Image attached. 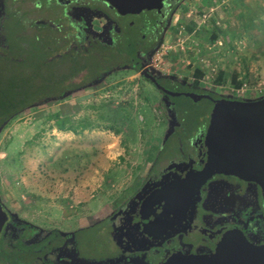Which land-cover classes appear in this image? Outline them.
I'll list each match as a JSON object with an SVG mask.
<instances>
[{
	"label": "rangeland",
	"instance_id": "1",
	"mask_svg": "<svg viewBox=\"0 0 264 264\" xmlns=\"http://www.w3.org/2000/svg\"><path fill=\"white\" fill-rule=\"evenodd\" d=\"M230 3H177L152 55L151 70L171 76L184 90L182 94L166 97L139 73L122 69L100 85L13 118L0 134V186L10 204L28 212L27 217L48 238L58 236V231L82 229L76 234L81 256L95 260L109 256L106 248L110 250L111 243L104 235L107 222L102 219L135 191L168 137L173 117L178 126L167 142L165 158L176 156L175 146L184 141V133L193 135L208 124L213 101H194L184 93L199 90L218 98L255 100L249 90L234 95L229 84L233 68L242 69L246 54L264 59V22L250 9L242 12ZM150 19L159 17L143 12L132 32L119 37L117 46L110 43L119 59L133 53V41L137 51L143 35H150V29L144 28ZM126 61L129 58L121 63ZM103 68H110L107 60ZM195 69L203 70L205 76L196 78ZM218 72L225 75L220 82L214 80ZM56 113L72 130L57 128L52 119Z\"/></svg>",
	"mask_w": 264,
	"mask_h": 264
},
{
	"label": "flooded vegetation",
	"instance_id": "2",
	"mask_svg": "<svg viewBox=\"0 0 264 264\" xmlns=\"http://www.w3.org/2000/svg\"><path fill=\"white\" fill-rule=\"evenodd\" d=\"M180 1L163 0L160 13L147 11L159 17L144 24L150 35H143L137 51L133 41V53L119 59L110 43L117 46L119 37L132 32L136 19L146 11L122 16L100 0H0V134L29 108L100 85L122 69L139 73L166 97L170 96L166 91L180 93L168 88L179 86L171 76L151 70L152 55ZM104 60L110 68L101 69ZM206 128L193 135L184 133L174 158L163 156L174 131L163 140L135 191L102 219L111 243L104 259L83 257L77 251L76 234L82 229L58 231V236L48 238L28 212L10 204L0 186V264H165L175 253H213L228 233L241 234L264 249V197L252 181L216 173L199 188L176 192L169 196L172 202L163 204L161 187L166 190L167 184L183 180L185 173L202 170Z\"/></svg>",
	"mask_w": 264,
	"mask_h": 264
},
{
	"label": "water",
	"instance_id": "3",
	"mask_svg": "<svg viewBox=\"0 0 264 264\" xmlns=\"http://www.w3.org/2000/svg\"><path fill=\"white\" fill-rule=\"evenodd\" d=\"M100 1L122 16H135L142 11L151 10L160 13L163 7V0ZM141 73L147 76L145 70ZM166 94L176 96L180 93L166 91ZM184 95L194 101L201 98L213 101L203 139L206 160L201 171L185 173L183 180L167 184L166 190L161 187L165 191L162 195L163 204L172 202L173 199L169 196L176 192L199 188L216 173L252 181L261 188L264 197V96L255 100H214L206 94ZM176 126L178 124L173 117L169 134ZM146 204L150 205L149 202ZM149 237L156 238L151 234ZM161 237L164 239L168 236ZM165 264H264V249L250 244L241 234L228 233L224 236L222 246L213 253H175Z\"/></svg>",
	"mask_w": 264,
	"mask_h": 264
},
{
	"label": "crops",
	"instance_id": "4",
	"mask_svg": "<svg viewBox=\"0 0 264 264\" xmlns=\"http://www.w3.org/2000/svg\"><path fill=\"white\" fill-rule=\"evenodd\" d=\"M227 2H231L230 4L235 5V8H240L242 12H243V10L245 11V9H250V13H254V12L257 13L258 16H256V17H258V19L262 23L264 22V20H263L264 19V0H227ZM252 15H254V14H252ZM254 18H255V16H254ZM221 19H222V17H221ZM226 19H228V18H226ZM250 43H252V42L249 41L247 44H250ZM242 65H244L245 67L242 66V69L239 71H237L235 67L233 68V71L231 72V81H230L231 83L229 82L230 88H239L240 87V85L238 87H235L233 85V83H232L233 76L237 77L236 81L240 84L242 83L243 80H245L249 84L253 85L255 83L254 78H256V77L264 81V59L263 60L252 59L250 54H246V58L244 57V60L242 61ZM201 71L203 72V70H201ZM260 73L262 76L260 75ZM217 75L214 77V80L215 79L217 80ZM204 76L205 75H203V77ZM224 77H225V75H223V78ZM223 78H222V80H223ZM250 92L255 93L254 99H257V98L264 96L255 90H251Z\"/></svg>",
	"mask_w": 264,
	"mask_h": 264
},
{
	"label": "trees",
	"instance_id": "5",
	"mask_svg": "<svg viewBox=\"0 0 264 264\" xmlns=\"http://www.w3.org/2000/svg\"><path fill=\"white\" fill-rule=\"evenodd\" d=\"M193 75H195V77L196 78H202L203 77V75H204V72H202L201 70H199V69H195L194 70V72H193ZM223 72H219L218 73V75H217V80L216 81H221L222 80V78H223ZM236 76H233V80H232V83H233V85L235 86V87H238L239 85H241L240 83H238L237 81H236ZM174 86V85H173ZM173 91H177V92H184V90L183 89H181L180 87H178V86H176L174 89H172ZM195 93H198V94H203V93H206V92H203V91H197V92H195ZM182 94V93H181ZM218 98V97H217ZM59 114L58 113H56V114H53L52 115V119H55L56 120V126H57V128L59 129V130H66V129H68V130H72L71 128H66V126H65V123L66 122H63L62 120H60L59 119Z\"/></svg>",
	"mask_w": 264,
	"mask_h": 264
},
{
	"label": "built area",
	"instance_id": "6",
	"mask_svg": "<svg viewBox=\"0 0 264 264\" xmlns=\"http://www.w3.org/2000/svg\"><path fill=\"white\" fill-rule=\"evenodd\" d=\"M221 44V42H219ZM254 84L251 85L247 81L243 80L239 88H232L231 91L233 92L234 95H243L246 93V91H251L255 90L258 93L262 94L264 93V81L259 79V78H254Z\"/></svg>",
	"mask_w": 264,
	"mask_h": 264
}]
</instances>
